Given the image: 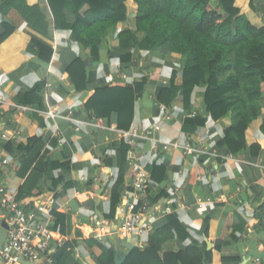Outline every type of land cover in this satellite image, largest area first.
<instances>
[{
	"label": "crops",
	"instance_id": "1",
	"mask_svg": "<svg viewBox=\"0 0 264 264\" xmlns=\"http://www.w3.org/2000/svg\"><path fill=\"white\" fill-rule=\"evenodd\" d=\"M34 6L43 12L33 13ZM253 13L260 20L257 27L263 26L262 10L256 8ZM135 16L132 10L127 13L131 30ZM64 19L68 26L55 29L46 0H0V37L8 26L16 29L0 43V162L8 161L0 168V184L17 198L24 183L18 174L19 147L29 138H41L45 172L32 195L16 201L24 210L43 204L44 213H38L37 219L53 234V250L56 244L63 245L53 263L40 260L36 264H99L102 248L113 250V261L121 259L125 249L117 242V230L129 212L140 215L138 225L143 228L134 236L133 249L145 248L149 236L167 227L172 215L186 236L173 230L161 242L163 253L206 245V237L212 264H241L243 260L264 264V210L258 209L264 204V134L260 129L264 84L261 115L250 124L251 135L239 157L221 144L231 125L230 116L211 118L204 106L203 87H194L188 94L182 89L183 63L178 55L150 46L140 34L121 47L115 27L98 43L95 60L90 56L91 45L87 40L79 42L71 29L74 14L67 11ZM31 38L52 47L48 62L27 50ZM76 58L86 61L83 90H77L67 77ZM143 81V93L134 102L125 130L117 128L115 112L100 119L84 108L97 89L132 87ZM41 82L45 86L38 103H18L17 95ZM132 130L138 137L131 142L117 133ZM254 139L259 149L253 146ZM175 143L197 145L204 153L185 155L171 145ZM166 144L168 148L163 149ZM152 167L159 168L154 174L162 175L160 180L151 178ZM138 170L148 179L139 192L133 187ZM143 206L146 210L141 214ZM98 225L106 228L101 243L94 239ZM223 258L226 262L221 263Z\"/></svg>",
	"mask_w": 264,
	"mask_h": 264
},
{
	"label": "trees",
	"instance_id": "2",
	"mask_svg": "<svg viewBox=\"0 0 264 264\" xmlns=\"http://www.w3.org/2000/svg\"><path fill=\"white\" fill-rule=\"evenodd\" d=\"M244 1L236 0L235 5V0H46L55 29L68 26L65 12L74 14L71 29L79 42L91 45L90 56L95 60L98 58V43L115 27L118 28L121 47L130 45L136 34H140L150 46L162 47L178 55L183 63L182 89L188 94L194 87H203L204 106L211 118L217 120L230 116L231 125L225 130L221 144L239 157L247 147L250 124L261 115L260 98L264 84V25L257 27L260 20L251 12L258 8L264 13V0H250L251 11L243 7V13L249 20L239 8ZM38 7H32L31 11L43 12ZM131 10L136 14L134 30L126 24L127 13ZM15 31L14 27L8 26L7 33L0 37V43ZM27 50L44 62H48L52 54V47L35 38H31ZM85 68L86 61L76 58L67 69V77L77 90H83L87 83ZM44 86V82L36 83L28 92L17 95L18 103H38ZM143 87L144 81L132 87L97 89L84 108L100 119L115 112L117 128L125 130ZM158 100L162 102L161 97ZM260 129L264 134V121ZM258 142L254 139L253 146L257 149L260 148ZM42 151L41 138H29L25 146L19 147L18 174L24 178V183L17 200L28 193L32 195L44 174ZM152 169L151 178L160 180L163 176L154 174V170L159 168ZM258 209L264 210V204ZM173 230L186 236L181 224L171 215L167 227L153 232L147 246L130 251L121 264H212V250H207L205 244L190 246L185 251L163 253L161 242L172 235ZM204 233L207 234L206 229ZM62 246L50 254L52 263ZM113 254L112 249L102 248L99 264H113ZM224 261L225 258L221 259V263Z\"/></svg>",
	"mask_w": 264,
	"mask_h": 264
},
{
	"label": "built area",
	"instance_id": "3",
	"mask_svg": "<svg viewBox=\"0 0 264 264\" xmlns=\"http://www.w3.org/2000/svg\"><path fill=\"white\" fill-rule=\"evenodd\" d=\"M50 116H54L53 112H49ZM196 112L192 111V116ZM120 138L131 142L134 137H138L135 130L132 131H117ZM6 139V136H2ZM174 148L181 149L185 155L203 154L204 151L197 145L171 144ZM169 144H166L163 149H167ZM131 157L133 155L131 154ZM8 164L7 160L0 162V168ZM148 181L147 175L143 170H138L134 176L133 187L139 192L143 185ZM50 202H53L50 199ZM202 202L198 201V206ZM43 204H40L34 210H24L23 207L16 201L15 194L10 191L4 184H0V227H6V239L0 249V262L3 264H20V261L31 263H39L40 260L46 263H52L50 254L54 251L51 247L53 234L46 230L43 222L38 221V213H44ZM130 207V211H131ZM146 210L143 206L140 209L141 214ZM169 211L168 209L165 212ZM139 214H130L122 220L118 227L117 235L122 240H127L140 232L143 228L139 226ZM106 235V228L98 225L94 231V239L101 243L104 241ZM62 243L56 244L55 247L61 246Z\"/></svg>",
	"mask_w": 264,
	"mask_h": 264
},
{
	"label": "water",
	"instance_id": "4",
	"mask_svg": "<svg viewBox=\"0 0 264 264\" xmlns=\"http://www.w3.org/2000/svg\"><path fill=\"white\" fill-rule=\"evenodd\" d=\"M5 239H6V227H5V225H2L0 227V249H1L2 244L4 243ZM135 241H136V239L134 236L130 239H127V240H122L121 238H118L117 242L120 246H122L125 249V253L121 259H119V260L114 259L113 264H121L122 263L124 258L135 247ZM204 241L206 243L207 249H210V242L206 239V237L204 238ZM25 263L31 264V262L20 261V264H25ZM203 264H205V263H203ZM241 264H246V260H243V262Z\"/></svg>",
	"mask_w": 264,
	"mask_h": 264
},
{
	"label": "rangeland",
	"instance_id": "5",
	"mask_svg": "<svg viewBox=\"0 0 264 264\" xmlns=\"http://www.w3.org/2000/svg\"><path fill=\"white\" fill-rule=\"evenodd\" d=\"M249 2H250V0H245V1L243 2L242 7H239L240 10H241V13L244 14V15H246V13H243V7H244V8H247L249 11H251V10L249 9ZM254 4L257 6L258 3L255 1ZM251 12H252L253 16L255 17V15H254L255 13H253L254 11H251ZM246 17H247V15H246ZM255 18H256V17H255Z\"/></svg>",
	"mask_w": 264,
	"mask_h": 264
}]
</instances>
